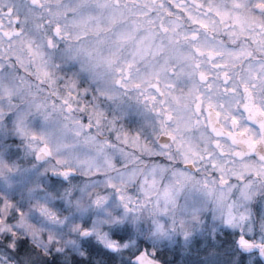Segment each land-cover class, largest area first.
Returning a JSON list of instances; mask_svg holds the SVG:
<instances>
[{
  "label": "clouds",
  "instance_id": "1",
  "mask_svg": "<svg viewBox=\"0 0 264 264\" xmlns=\"http://www.w3.org/2000/svg\"><path fill=\"white\" fill-rule=\"evenodd\" d=\"M0 264H264V0H0Z\"/></svg>",
  "mask_w": 264,
  "mask_h": 264
},
{
  "label": "snow or ice",
  "instance_id": "2",
  "mask_svg": "<svg viewBox=\"0 0 264 264\" xmlns=\"http://www.w3.org/2000/svg\"><path fill=\"white\" fill-rule=\"evenodd\" d=\"M241 244L243 246H248V241L244 240V239H241Z\"/></svg>",
  "mask_w": 264,
  "mask_h": 264
}]
</instances>
